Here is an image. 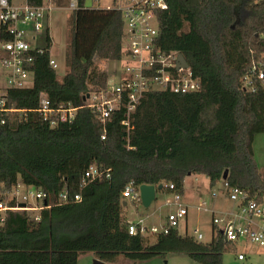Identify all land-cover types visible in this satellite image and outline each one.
<instances>
[{"label":"trees","instance_id":"trees-1","mask_svg":"<svg viewBox=\"0 0 264 264\" xmlns=\"http://www.w3.org/2000/svg\"><path fill=\"white\" fill-rule=\"evenodd\" d=\"M42 1L26 0L30 5ZM165 1L166 7L155 12L157 44L164 52L184 56L200 78L198 91L149 90L133 113L127 115L122 105L104 122L82 107L84 95L107 86L108 76L95 58L120 59L124 33L119 11L86 7L84 0H76L69 15L63 77L59 80L49 63L47 30L44 50L29 51L25 66L31 85L4 89L5 107L24 112L2 114L0 196L19 181L44 190L48 203L64 188L81 197L41 209L38 220L31 211L5 212L0 264H77L86 252L107 264L120 256L143 261L169 252L202 264H222L223 253L235 249L215 224L207 242L179 228L152 241L126 230L122 190L129 181L172 183V191L182 195L185 177L199 174L209 187L225 180L264 202V176L252 149L254 135L264 133V79L254 81V91L242 84L252 65L264 71V0ZM69 2L55 0L58 7ZM0 39L8 38L0 34ZM40 93L51 107H75L73 119L50 125L37 111ZM91 164L109 169L108 176L80 189Z\"/></svg>","mask_w":264,"mask_h":264},{"label":"built area","instance_id":"built-area-1","mask_svg":"<svg viewBox=\"0 0 264 264\" xmlns=\"http://www.w3.org/2000/svg\"><path fill=\"white\" fill-rule=\"evenodd\" d=\"M75 6L76 0H70L68 7L73 9ZM98 7L120 12L124 25L123 55L120 58L117 81L112 84L107 82V86L101 90L88 92L82 107L90 108L97 113L99 120L104 122L113 110L119 109L122 105L125 106L127 115L133 113L149 90H168L175 94L199 90L200 78L192 73L189 65L184 67L179 63L180 53L175 50L164 52L157 44L158 29L155 12L166 7L165 0H112L111 4ZM57 8L55 0H43L39 5H30L26 0L20 2L0 0V34L8 38L0 39V63L5 71V86L0 88V124L5 121L2 117L4 112L17 111L19 115L24 112V110L5 107L4 89L26 87V79L31 76L25 66L31 60L29 51L44 50L41 41L45 42L47 13ZM262 36L264 37V34ZM49 63L54 69L57 68L53 58L50 57ZM262 79H264L263 69L254 64L250 74L244 76L242 84L245 89L254 91L256 89L254 81ZM75 110L76 108L71 106L51 107L47 96L44 93L39 95L37 111L52 126L70 122ZM123 124L128 125V121H123ZM101 138L104 136L102 135ZM108 171L109 169H101L94 164L89 165L81 178L80 189L91 180L108 176ZM220 183L227 192L228 199L238 201V212L234 216L247 220V224L243 226L226 222L221 228L224 239L236 241L243 238L264 247V228L251 226L253 216L264 215V202L249 198L245 191L235 186H228L225 180ZM26 186L18 181L11 192L0 196V220H3L5 212L16 210L31 211L34 220H38L41 209L53 204L79 201L81 197L80 193L70 195L68 189L64 188L59 192L54 203H48L45 200L47 193L44 190L35 187L33 190H28ZM138 186L133 181L127 182L122 190L123 199L138 200ZM165 187L169 190L174 188L172 183L166 184ZM211 195L216 196V193L212 192ZM179 200L180 194L175 192L173 201L166 202L176 205V209L166 215L163 224L147 226L143 218L137 221L128 220L127 233L149 237L165 234L170 229L179 228L182 223L185 227L188 208L180 204ZM195 209L206 210L202 203H199ZM222 221V218L213 215L212 224L219 225ZM193 234L198 240L202 239L197 227L194 228ZM237 258L243 259V255L239 253Z\"/></svg>","mask_w":264,"mask_h":264},{"label":"rangeland","instance_id":"rangeland-1","mask_svg":"<svg viewBox=\"0 0 264 264\" xmlns=\"http://www.w3.org/2000/svg\"><path fill=\"white\" fill-rule=\"evenodd\" d=\"M20 2V0H15ZM112 0H84V6L98 7L101 5L111 4ZM58 7V5H57ZM72 8L68 6L58 7L47 13L46 26L48 34L51 38V46L49 48V56L56 61V74L60 80L65 71V55L67 38L69 33V15ZM153 24L154 21L152 20ZM33 44V42L31 41ZM41 44L45 45L44 41ZM95 64L99 69L107 74L110 84L117 81L120 70V59L109 60L95 58ZM32 83L31 76L26 79V86ZM5 86V71L0 63V88ZM252 149L254 159L256 161L259 172L264 176V133H256L253 138ZM163 188L156 191V198L145 207L140 201L123 199L126 202L124 205L127 220L137 221L139 218L144 219L147 226L155 224L159 226L166 221V215L170 211L176 209V205L167 204V201H173L175 192L167 189L165 183ZM23 187V186H22ZM24 188V187H23ZM25 188L33 190L34 187L27 185ZM212 192L216 193V197H212ZM225 190L217 183L213 187L208 186L205 176L199 174H191L185 178V191L180 195V204L188 208L187 234L193 235L194 228H198L202 234L201 241L207 242L211 239V225L213 214L220 217L223 221L218 226H223L226 222H232L233 225H246V218H238L234 216L238 212L237 202L227 198ZM202 203L206 210H197L195 207ZM213 211L214 213H212ZM252 227L264 228V215L252 217ZM184 223L179 226V231L184 232ZM149 241L154 239V236H149ZM235 249L227 250L222 255V264H264V247L251 243L246 239L239 238L233 242ZM241 253L243 259H238L237 254ZM95 259L93 253L86 252L80 254L77 258V264H92ZM108 264H202L191 260L184 253L169 252L164 257H152L143 261H133L120 256L114 262Z\"/></svg>","mask_w":264,"mask_h":264},{"label":"water","instance_id":"water-1","mask_svg":"<svg viewBox=\"0 0 264 264\" xmlns=\"http://www.w3.org/2000/svg\"><path fill=\"white\" fill-rule=\"evenodd\" d=\"M178 60H179V63L186 67L188 65L187 61L185 60L184 56L180 53L179 56H178ZM85 97H87V94L84 95L82 97V100L85 99ZM226 172L227 171H224L223 175H222V179H225L226 177ZM163 187V184L162 183H159L157 185H153V184H140L138 186V189H139V200L141 202V204L145 207L149 206L150 203L156 198V191L159 190V189H162ZM123 205H126V202L123 200ZM92 264H106V262L104 261H101L97 258H95L93 260V263Z\"/></svg>","mask_w":264,"mask_h":264},{"label":"crops","instance_id":"crops-1","mask_svg":"<svg viewBox=\"0 0 264 264\" xmlns=\"http://www.w3.org/2000/svg\"><path fill=\"white\" fill-rule=\"evenodd\" d=\"M187 176H189V175H187ZM186 178V177H185ZM207 179V178H206ZM207 182H208V180H207ZM220 185H221V183H220ZM184 186H185V179H184ZM222 187V186H221ZM224 190V189H223ZM225 193H226V196H227V192L225 191ZM224 193V194H225ZM212 197H216V196H212ZM228 198V197H227ZM237 206H238V204H237ZM212 213H214L213 211H211ZM214 215V214H213ZM212 226L213 225H211V236H212ZM219 228H222L221 226H219ZM184 232H186V230H187V221H186V226L184 227ZM187 233V232H186ZM107 264V263H106Z\"/></svg>","mask_w":264,"mask_h":264}]
</instances>
